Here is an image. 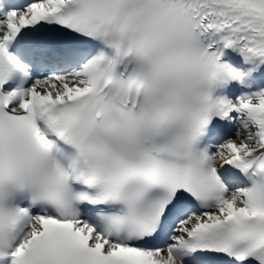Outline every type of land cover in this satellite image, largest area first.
Returning a JSON list of instances; mask_svg holds the SVG:
<instances>
[{"label":"snow or ice","instance_id":"1","mask_svg":"<svg viewBox=\"0 0 264 264\" xmlns=\"http://www.w3.org/2000/svg\"><path fill=\"white\" fill-rule=\"evenodd\" d=\"M209 31L264 61V0H0V264H264V89Z\"/></svg>","mask_w":264,"mask_h":264},{"label":"clouds","instance_id":"2","mask_svg":"<svg viewBox=\"0 0 264 264\" xmlns=\"http://www.w3.org/2000/svg\"><path fill=\"white\" fill-rule=\"evenodd\" d=\"M198 83H199L198 81H193L192 84L190 85V91H195L196 88L198 87Z\"/></svg>","mask_w":264,"mask_h":264}]
</instances>
